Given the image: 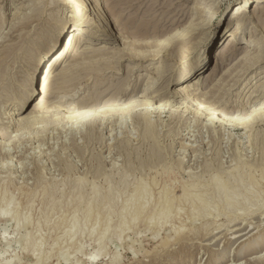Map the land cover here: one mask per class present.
Returning a JSON list of instances; mask_svg holds the SVG:
<instances>
[{"label": "rangeland", "instance_id": "obj_1", "mask_svg": "<svg viewBox=\"0 0 264 264\" xmlns=\"http://www.w3.org/2000/svg\"><path fill=\"white\" fill-rule=\"evenodd\" d=\"M66 1H58L59 17L37 23L11 70L14 79L6 108L12 106L9 117L0 116V264H264V114L253 110L258 103L254 100L264 101V61L237 63L248 49L247 55L264 56V24L260 26L254 14L246 12L241 16L235 46L226 55H217L233 36L239 20L234 15L236 5L244 0H203L205 6L219 8L218 15L207 30L199 29L182 39L189 49L190 67L179 76L168 36L196 15L199 0H172V5L170 0H135L138 23L144 19L145 8L157 1L152 16L160 28H165V34L147 38L119 35V40L106 41L107 34L94 26L89 30L96 35L86 28L83 32L88 38L79 47L73 43V33L79 29L69 26L89 16H79L71 4L62 3ZM117 1L93 0L89 4L91 11L97 2L108 9L114 2L119 4L113 5L116 11H109L115 33L122 23L119 16L130 20L136 10ZM36 2L43 0H0V82L7 76L2 69L3 54L12 38L20 34L27 22L25 16ZM209 9L210 13L217 11ZM258 14L264 19V9ZM147 41L154 44L153 48H133ZM248 42L253 46L242 48ZM234 50L236 56L231 55ZM138 51H149L150 56H141ZM216 64L220 66L217 69ZM149 76L155 81L147 83ZM50 80L59 81L46 94ZM147 87L165 96L149 94L154 104L151 108L166 100L173 105L162 111L155 109L151 121L136 116L149 106L144 95ZM134 88L137 90L130 99L128 94ZM178 89L181 94L176 96L173 92ZM121 91L125 95L123 103L135 107L125 114H115L112 122L96 119L92 123L94 115L82 121L68 118L71 107L96 96L115 97ZM195 100L202 106L217 107L215 121L207 119V111L198 118L192 110H186L188 101L196 108ZM30 112L42 115H34L27 122L21 120ZM117 116L120 120L116 121ZM141 181L148 188L145 186L146 192L138 201L131 194L143 185ZM165 197L171 208L163 217L166 220H158L156 212ZM128 200L129 209L125 206ZM143 201L146 208L134 216ZM86 206L91 207V213ZM192 209H197L196 213ZM71 214L76 216L72 218ZM162 220L166 225L159 222ZM122 221L125 227L120 229ZM99 239L102 241L97 242Z\"/></svg>", "mask_w": 264, "mask_h": 264}, {"label": "bare ground", "instance_id": "obj_2", "mask_svg": "<svg viewBox=\"0 0 264 264\" xmlns=\"http://www.w3.org/2000/svg\"><path fill=\"white\" fill-rule=\"evenodd\" d=\"M58 1H60V3H61V0H43V2H41V3H35L32 7H31V11L32 12H30V13H28V16H25L26 17V20H27V22H26V24L24 25V26H22V30H20L18 33H20L18 36H16V37H14V38H12V40L10 41V43L8 44V46H7V48H6V50H5V52H4V57H3V59H2V69H3V71L4 72H6L7 73V76L4 78V80H2L1 82H0V116L3 118V117H9V112H10V110H11V106H12V104L9 106V108H6V106L8 105V103H9V94H10V86H11V84L13 83V79H14V76H13V74H12V69L15 67V65H16V63H17V61H18V58H19V55L21 54V51H22V48H23V46H24V44L27 42V40H28V38L30 37V35H31V33H32V31L33 30H35L36 28H37V23L38 22H40V23H42V22H45V21H47V20H49V19H51V18H56V17H59L57 14L58 13H60V10H58L60 7H61V4H59V2ZM93 0H81V2L80 3H77V4H74V2H73V0H67L66 2H62V3H69V4H71L72 5V9L79 15V16H82L84 13H86L87 14V16H89V18H87V17H84V18H86V19H83V18H79V19H76L77 21L75 22V25L76 26H73V24L72 25H70L69 26V28H75V27H77L78 29H79V31H77V32H75V33H73V35H74V40H73V43L75 44V46H78L79 47V45L80 44H84L85 42H86V40H87V38H88V36H86V34H84V32L83 31H87V29L86 28H88V32H90V30H89V28H92V27H94V26H96V29H98V31L99 32H101L102 34H107V40L106 41H115V40H119L121 37H129V36H131V37H133V36H136V35H141V36H143V37H145V38H147V37H150V35H152V36H159V35H162L163 33L165 34V28L163 29V28H160V26H159V24H157V19L156 20H154L153 19V16H155V15H153L152 16V14H154V11H153V9H154V6L156 5L155 4V2H157V1H153L152 3H151V6H149L148 8H145L146 10L144 11V19H141L142 21H140V23H138V21H136V20H138V19H136V17H138V10L136 9V6H137V2L135 1V0H118V1H122L121 3H122V6L124 5V6H126V7H129V8H131V9H136L135 10V12H134V16L132 17V19H128V18H126V19H128L127 20V22H128V24H127V22L125 23V21H126V19H125V21H124V18H123V16H119V20H121L122 21V23H120L119 24V26H120V28H118L119 29V31L117 32V33H119L118 35H117V33H115V25H113L114 24V21H113V19L111 18V16H109V11H116L115 9H114V3H116V2H114L113 3V5H112V8H110V9H108L107 7L105 8V5H103L102 3H100V2H97L96 4H95V6L94 7H92V11H91V7H89V4L92 2ZM114 1H116V0H114ZM117 1V2H118ZM168 1V0H167ZM111 2V1H110ZM249 2H250V0H244V1H242V2H240V3H238L237 5H236V10H237V12L234 14L236 17H238V21L235 23L236 24V26H235V28H234V30H232V37L230 38V40H228V42H227V44H226V47L225 48H223L222 50H220L219 52H218V54L217 55H226L227 54V52L231 49V48H233V46H235V41H236V35H237V33H239L241 30V23H242V21H243V18H241V16L242 15H245L246 14V12H248V13H252V14H254V20L255 21H257L258 22V24L260 25V24H264V19L258 14V13H260L261 11H263V9H264V0H254L253 1V3L250 5V6H246V4H249ZM112 3V2H111ZM221 3H223V2H221ZM242 3H244V4H242ZM118 3H116V5H117ZM155 4V5H154ZM161 4V3H160ZM166 5L168 4V2L167 3H165ZM173 4V1L172 0H170L169 1V5H172ZM119 5V4H118ZM116 6V7H119V6ZM121 5V4H120ZM163 6H165L164 4H162ZM217 5H219V4H217ZM121 6V7H122ZM115 7V8H116ZM120 7V8H121ZM165 8H167V10L170 8H168V7H165ZM202 8H204V9H202ZM209 8H213V9H216L217 11L216 12H214V13H210V9ZM229 8V7H228ZM118 9V8H117ZM235 9V6L234 7H232V10H234ZM195 10H196V15H193V16H191V17H188L187 19H186V23H184L183 25H182V27L180 28V29H178L175 33H170V35L168 36V40H169V44H170V49L172 50V51H174V58H176V63L178 62V70H179V72L181 73V74H179V76H181L182 74H183V69L184 68H186V70H189V67H190V63H189V53H188V51H189V49H187L186 50V46H187V44H183V41H182V39L185 37V36H189V35H192V34H194L197 30H199V29H202V30H207L208 29V27H209V25H211V23H212V19H214L218 14H217V12L219 11V8H215V7H213V4H210V6L208 7V5H206L205 6V4H204V1L203 0H199L198 1V3L196 4V6H195ZM107 11H108V13H107ZM203 11H205V12H203ZM28 12V11H27ZM164 12H165V9H164ZM143 13V12H142ZM166 13V12H165ZM27 15V14H26ZM149 16V17H148ZM121 17H122V19H121ZM87 20H88V22H87ZM140 20V19H139ZM23 21H25L24 19H23ZM124 21V22H123ZM159 21V20H158ZM24 23V22H23ZM22 23V24H23ZM138 23V24H137ZM233 26H234V24H233ZM232 26V27H233ZM260 26H262V25H260ZM231 27V28H232ZM69 28H68V30H69ZM169 28V27H168ZM91 34H92V32H90ZM169 34V33H168ZM33 35V34H32ZM92 35H96V33L95 34H92ZM121 37H120V36ZM142 37V38H143ZM229 37V36H228ZM228 37L226 38V40L228 39ZM145 38H143V39H145ZM145 41V40H144ZM150 41V40H149ZM158 41V40H157ZM9 42V41H8ZM7 42V43H8ZM217 41H214V44L216 43ZM154 43V42H153ZM159 43V42H158ZM157 43V44H158ZM163 43V42H162ZM41 44V42H38L37 43V45L39 46ZM131 44H133V43H131ZM134 45V44H133ZM133 45H131V46H133ZM154 44H152V43H149L148 41H147V43H142V44H140V45H137V46H133V48H135L136 49V47H141V48H144V47H150V48H153L152 46H153ZM156 45V44H155ZM251 46H253V44L251 43V42H248V43H246L244 46H242V48H249V47H251ZM77 47V48H78ZM155 47V46H154ZM157 47V46H156ZM182 48L184 49V50H182ZM79 49V48H78ZM77 49V50H78ZM149 49V48H148ZM92 49H90V50H85V52H88V51H91ZM137 50V49H136ZM151 50V49H150ZM149 50V51H150ZM153 50V49H152ZM151 50V51H152ZM149 51H148V53L145 51H142V52H139V54H141V56H143V55H145V53H147L146 54V57L147 56H150L149 55ZM150 51V52H151ZM157 51V50H156ZM248 51H250V49H248L245 53V55L244 56H242L241 58H240V60L237 62V63H242V62H246V63H248V65H252V64H254V63H258V62H263L264 61V56H260V55H251V54H249V55H247V53H248ZM80 54V53H79ZM83 54H85V53H83ZM134 54V53H133ZM143 54V55H142ZM236 54H237V50H234L233 52H231V55L232 56H236ZM77 55H78V53H77ZM77 55H76V57H77ZM230 55V54H229ZM136 56V55H135ZM78 59V58H77ZM217 65V64H216ZM216 67V66H215ZM220 66L219 65H217V67H216V69L217 68H219ZM249 67L250 66H248V69H249ZM246 70V69H245ZM175 72H177V68H176V70L174 71V74H175ZM197 72V71H196ZM246 72V71H245ZM244 72V73H245ZM243 73V74H244ZM157 75V74H156ZM239 75V74H238ZM241 75V74H240ZM175 77V76H174ZM3 79V78H2ZM157 80V79H156ZM59 80H50L49 82H48V85H47V88H48V90L46 91V94H49L48 92H49V87L51 88L52 87V85L53 84H55L56 82H58ZM153 81H155V80H153V78H152V76H149V78H148V80L146 81L147 83H150V82H153ZM137 90V88H134V89H132L130 92H129V94L128 95H130V99L132 98V96H133V94L135 93V91ZM155 92V90L152 88V87H147V88H145L144 89V95H145V97H147V100H148V102H150V101H153V100H150L148 97H150L149 96V94H152V96H155L156 98H162V97H165L164 96V93H154ZM174 93V95H179V94H181V89H178V90H176V91H174L173 92ZM124 94V92L123 91H121V92H119V95H116L115 97H113V96H111L110 98H108V99H105L103 96H101V97H99L98 98V96H96L92 101H90V102H88V103H85V104H83V105H76L75 107H71V110H72V112L68 115V118L70 119V121H73L75 118L77 119V121L78 120H81L82 121V119L84 118H86V117H90V116H92V115H94V120L93 121H91L92 123L94 122L95 123V121H96V119L98 120V119H102V120H107L108 122H112L113 120H114V118H112V117H114V115L115 114H118V113H120V114H122V113H124L125 114V112H129V111H131V110H133L134 109V107H130V105L128 106V104H124L123 103V101L125 100V99H122L125 95H123ZM127 95V96H128ZM118 96H121V97H118ZM260 99V98H259ZM196 101V108H194V106L192 105V104H190V102L188 101V103L187 104H185L186 105V110L187 109H189V110H192V113L194 112V114L198 117V118H200L202 115H203V113H204V111H207V113H206V115H209L208 117H207V119H209V120H212V121H215V117L217 116H215V113H218V111L219 110H217V107L215 106V105H210V106H202L201 105V102H199L198 100H195ZM120 102V104H116V103H119ZM133 102V101H132ZM132 102H130L131 104H133ZM253 102H258L257 103V106L256 107H254V111H257V112H260V113H263L264 114V101L261 103H259V100H254ZM171 101H169V100H166V101H163L162 103H160V104H158L157 106H156V108L155 107H153V108H151L152 107V105H154L153 104V102H150V103H148V107H146L145 109V113H140L139 115H137L136 114V116H138L139 118H142V116H144V118H146V119H148L149 121H151L152 120V118L150 119V117H151V114L155 111V109H160L161 111L163 110V109H165L168 105H171ZM201 105V106H200ZM171 106H173V105H171ZM6 108V109H5ZM119 108V109H118ZM126 108L128 109V110H126ZM246 108V107H245ZM170 109V108H169ZM227 110V109H226ZM225 110V111H226ZM252 110V111H253ZM253 111V112H254ZM186 112V111H185ZM252 112V113H253ZM224 113V112H223ZM6 115V116H5ZM34 115H35V117L36 116H40V115H42V113H33V112H30V114H29V116H28V114H27V116L26 117H22L21 118V120H23L24 122H27V121H30L32 118H34ZM110 116V117H109ZM135 116V115H134ZM219 116V115H218ZM100 117V118H99ZM103 117V118H102ZM123 117V116H122ZM122 117H121V121L123 120L122 119ZM126 117V116H125ZM204 117V116H203ZM124 118V117H123ZM202 118V117H201ZM92 119V118H91ZM13 120V119H12ZM99 120V121H100ZM101 120V121H102ZM116 121L117 120H120L119 119V117L117 116L116 117V119H115ZM246 120V119H245ZM146 121V120H145ZM197 121H198V119H197ZM196 121V122H197ZM235 121V120H234ZM91 122H90V124H91ZM104 121H102V123H103ZM119 122V121H118ZM241 122V121H240ZM34 123V122H33ZM117 123V122H116ZM120 123H122V122H120ZM212 123V122H211ZM100 124H101V122H100ZM109 124V123H108ZM238 124V123H237ZM17 125V124H16ZM21 125V124H20ZM23 125V124H22ZM29 125V124H28ZM243 125V124H242ZM106 127V126H105ZM63 131V130H62ZM198 136V135H197ZM3 145V148H5V145L6 144H2ZM158 171V170H157ZM152 176V175H151ZM251 176V175H250ZM217 177H220V176H217ZM222 177V176H221ZM214 178V177H213ZM218 180H220V179H218ZM222 181H223V178L221 179ZM216 181V180H215ZM199 182V181H198ZM205 182V181H204ZM225 182V181H224ZM6 183V182H5ZM141 183H142V181H141ZM194 183H196V182H194ZM207 183H209V182H207ZM211 183V182H210ZM216 183V182H215ZM219 183V182H218ZM226 183V182H225ZM143 185L142 186H140V188H139V190L137 191V190H134V192L135 191H137L135 194H131L132 195V199L133 198H136V199H138V201H140L142 198V196L141 195H143V193H145L146 191L144 190V189H146V188H148V185L146 186L144 183H142ZM147 184V183H146ZM178 184V183H177ZM224 184V183H223ZM213 185V184H212ZM5 186V185H4ZM145 186H146V188H145ZM192 186V185H191ZM205 186H207V185H205ZM215 186V185H214ZM216 186H217V184H216ZM215 186V187H216ZM224 186V185H223ZM226 186V185H225ZM97 187V189H95V190H99L98 188V186H96ZM96 187H93V188H96ZM139 187V186H138ZM190 186H188V188H189ZM210 187H212V186H210ZM92 188V190H94ZM155 188V187H154ZM195 188V187H194ZM200 188H202V187H200ZM203 188H204V186H203ZM206 188V187H205ZM17 189H18V187H17ZM110 189H111V186H110ZM165 189V188H164ZM191 189V188H190ZM189 189V190H190ZM193 189V188H192ZM213 189V188H212ZM94 190V191H95ZM102 190V189H101ZM109 190V189H108ZM108 190H107V192H108ZM118 190V189H117ZM127 190V189H126ZM198 190H200V189H198ZM218 190V189H217ZM3 190H1V192H2ZM19 191V190H18ZM112 191H115V190H112ZM145 191V192H144ZM197 191V190H196ZM37 191H35V193H36ZM43 192H45V190L43 191ZM104 191L102 190V193H103ZM106 192V191H105ZM126 192V191H125ZM133 192V193H134ZM209 192H211V191H209ZM214 192V191H213ZM4 193V192H3ZM38 193V192H37ZM36 193V194H37ZM97 193V192H96ZM100 193V192H99ZM98 193V194H99ZM112 193V192H111ZM183 193H184V191H183ZM8 194V193H7ZM43 194V193H42ZM42 194L40 195L41 196V198H42ZM78 194H79V191H78ZM77 194V195H78ZM82 193L80 192V195H81ZM126 194V193H125ZM186 194V193H185ZM185 194H184V198H186L187 199V197H185ZM190 194V193H189ZM188 194V195H189ZM198 194V193H197ZM4 195V194H3ZM10 195V194H9ZM104 195V194H103ZM106 195V194H105ZM113 195H115V193H113ZM113 195H111V196H113ZM130 195V196H131ZM0 196H2V195H0ZM5 196H6V194H5ZM44 196H45V193H44ZM82 196V195H81ZM96 196V195H95ZM94 196V197H95ZM117 196V195H116ZM144 196H145V194H144ZM164 196V195H163ZM191 195H189L188 197H190ZM193 196H194V194H193ZM11 197V199H10V201L12 200V196H9L8 198H10ZM36 197H37V195H36ZM46 197V196H45ZM44 197V198H45ZM48 197V196H47ZM77 197V196H76ZM102 197V196H101ZM105 197H107V195L106 196H104V198ZM115 197V196H114ZM118 197V196H117ZM198 197V196H197ZM209 197V196H208ZM1 198H3V197H1ZM0 198V199H1ZM87 198V197H86ZM92 199H93V197H91ZM97 198V197H96ZM109 198V197H108ZM129 198V197H128ZM141 198V199H140ZM145 198H146V196H145ZM196 198V197H195ZM194 198V199H195ZM200 197H198V199H199ZM34 199H36L35 198V196H34ZM33 199V200H34ZM79 199V198H78ZM130 199V198H129ZM131 199V200H132ZM150 199H152L151 197L149 198V200ZM197 199V202L200 200H198ZM202 199V198H201ZM227 199V198H226ZM5 200V199H4ZM6 200H7V198H6ZM80 200H81V197H80ZM80 200H79V204H80ZM95 200V199H94ZM99 200V199H98ZM102 199H100L99 201H101ZM105 200H107V199H105ZM112 200V199H111ZM135 200V199H134ZM133 200V201H134ZM190 200H191V198H190ZM208 200H209V198H208ZM3 201V200H2ZM45 201H46V199H45ZM72 201H74V200H72ZM71 201V202H72ZM90 201V200H89ZM107 201H110V199L109 200H107ZM137 201V202H138ZM229 201V200H228ZM227 201V202H228ZM30 202H31V200H30ZM70 201L68 202V203H71ZM81 202H82V200H81ZM95 202V201H94ZM113 202V201H112ZM115 202V201H114ZM136 202V203H137ZM145 201H143L142 202V204L144 203ZM200 202V201H199ZM107 203V202H106ZM118 203H119V201H118ZM134 203V202H133ZM132 203V204H133ZM200 203H202V202H200ZM207 203V202H206ZM2 204V203H1ZM5 204V203H4ZM9 204V199H8V201H7V205ZM29 204V203H28ZM32 204V203H31ZM72 204V203H71ZM71 204H69V205H71ZM88 204H89V202H88ZM98 204H99V202H98ZM103 204V203H102ZM139 204V203H138ZM141 204V206H139V207H136L135 208V211L133 212V214H134V216H136L137 214H138V212H139V210L140 209H142V210H144L145 208H146V206H147V202H145L143 205ZM153 204V203H152ZM194 204V203H193ZM193 204H192V206H193ZM198 204V203H197ZM6 205V204H5ZM6 205V206H7ZM17 205H18V203H17ZM30 205V204H29ZM33 205H35V203L33 204ZM95 205V204H94ZM106 205H108V203L106 204ZM128 205H130V200H128V202L125 204V206H128ZM202 205V204H201ZM4 206V205H3ZM19 206V205H18ZM18 206H17V208H18ZM32 206V205H31ZM72 206V205H71ZM90 206H92L91 204H90ZM105 206V205H104ZM103 206V207H104ZM109 206V205H108ZM5 207V206H4ZM30 207V206H29ZM39 207H40V205H39ZM39 207L37 208V210L39 209ZM57 207H60V206H56V208ZM66 207V206H65ZM64 207V208H65ZM70 207V206H69ZM87 207V206H86ZM112 207V206H111ZM201 208H202V206H200ZM206 207V206H205ZM14 208V207H13ZM26 208V207H25ZM88 208H90V210H92L91 209V207H87V209ZM124 208H126V207H124ZM123 208V209H124ZM131 208H133V207H131ZM170 208H171V203H170V200L168 199V198H163V200H161V202L159 203V206H158V209H157V212H156V215L157 216H155V217H157L158 218V220H160L161 218L163 219V217H166L167 215H168V212H169V210H170ZM177 208V207H176ZM7 209V208H6ZM6 209H4V210H6ZM20 209V208H19ZM30 209V208H29ZM58 209V208H57ZM57 209L55 210V211H57ZM75 209V208H74ZM104 209V208H103ZM102 209V212L104 211ZM105 209H107L106 207H105ZM122 209V210H123ZM127 209H129V206H128V208ZM184 209V208H183ZM7 210H9V209H7ZM15 210H16V207H15ZM32 210V209H31ZM59 210V209H58ZM76 210V209H75ZM173 210V209H172ZM182 210V209H181ZM181 210H179L180 212H181ZM191 210V209H190ZM193 210V209H192ZM197 210V209H196ZM196 210H193V211H195V213H196ZM199 210V209H198ZM10 211V210H9ZM11 211H12V209H11ZM23 211H25V210H23ZM39 211H40V209H39ZM60 211V210H59ZM62 211V210H61ZM98 211V210H97ZM110 211H112V210H110ZM123 211H127L126 209L125 210H123ZM131 211V210H130ZM178 210H177V212H179ZM17 212H18V210H17ZM26 212V211H25ZM30 212V211H29ZM45 212V211H44ZM88 212L89 213H91L90 211H89V209H88ZM105 212V211H104ZM107 212H109V210H107ZM176 212V211H175ZM190 212V211H189ZM10 213V212H9ZM12 213H14V211L12 212ZM47 213V212H46ZM52 213V212H51ZM115 213V212H114ZM16 214V213H15ZM29 214V213H28ZM31 214V213H30ZM45 214V213H44ZM55 214V213H54ZM60 214V213H59ZM64 214H66L65 212H64ZM64 214H63V216L62 217H64ZM76 214V213H75ZM75 214H71L70 216L72 217H74V216H76ZM88 214V213H87ZM113 214V213H112ZM132 214V215H133ZM167 214V215H166ZM190 214H191V212H190ZM263 214V213H262ZM27 215V214H26ZM50 215V214H49ZM170 215H171V213H170ZM178 215H179V213H178ZM195 215V214H194ZM194 215H192V216H194ZM264 215V214H263ZM10 216H11V214H10ZM29 216V215H28ZM27 216V218H30V217H28ZM69 216V218H71ZM96 216H98V215H96ZM105 216H107V215H105ZM40 217V216H39ZM49 217V216H48ZM61 217V218H62ZM72 217V218H73ZM82 217V216H81ZM88 217V216H87ZM99 217V216H98ZM53 218V217H52ZM60 218V219H61ZM68 218V217H67ZM66 218V219H67ZM68 218V219H69ZM105 218H108V216L107 217H105ZM110 218V217H109ZM123 218V217H122ZM150 218H151V220H154V216L153 215H151L150 216ZM168 218V217H167ZM34 219V218H33ZM44 219V218H43ZM46 219V218H45ZM44 219V221H46ZM88 219V218H87ZM98 219V218H97ZM134 219V218H133ZM133 219L131 218V220L133 221ZM165 219V218H164ZM163 219V220H164ZM56 220V219H55ZM74 220V219H73ZM73 220L71 221V222H73ZM76 220V219H75ZM74 220V221H75ZM124 220H125V218H124ZM135 220V219H134ZM157 220V219H156ZM159 221V222H164V221ZM166 220V219H165ZM190 220V219H189ZM41 221H43V220H41ZM97 221V220H96ZM126 221V220H125ZM48 222V221H47ZM76 222V221H75ZM83 222V221H82ZM86 222H88V221H86ZM134 222V221H133ZM132 222V223H133ZM150 222V221H149ZM152 222V221H151ZM179 222V221H178ZM32 223V222H31ZM50 223H52V219H51V222ZM49 223V224H50ZM62 223H64V222H62ZM65 223H67V221L65 222ZM109 223H110V221H109ZM108 222H107V224H109ZM129 223V225H130V222H128ZM154 223V222H153ZM185 223H186V221H185ZM72 224V223H71ZM74 224V223H73ZM88 224H89V222H88ZM160 224V223H159ZM159 224H157V225H159ZM163 224H165L166 225V223L164 222ZM169 224V223H168ZM19 225V224H18ZM30 225V224H29ZM35 225H36V223H35ZM34 225V226H35ZM39 225V224H38ZM37 225V226H38ZM70 225V224H69ZM78 225V224H77ZM96 225H97V222H96ZM125 224L123 223V221H122V224L120 225V229L124 226ZM127 225V224H126ZM182 225V224H181ZM183 225H184V223H183ZM40 226V225H39ZM73 226H75V228H76V223H75V225H73ZM84 226V225H83ZM108 226V225H107ZM160 226V225H159ZM163 226V225H162ZM36 227V226H35ZM61 227H63V226H61ZM96 227V226H95ZM95 227L93 228V229H95ZM125 227V226H124ZM158 227V226H157ZM168 227H170V226H168ZM173 227V226H172ZM176 227V226H175ZM39 228V227H38ZM74 228V229H75ZM86 228V227H85ZM106 228H109V227H106ZM106 228H104V229H106ZM127 228V227H126ZM163 228V227H162ZM171 228V227H170ZM35 229H37V228H35ZM72 229V228H71ZM71 229H69L70 230V233L72 234V232L73 231H71ZM73 229V230H74ZM123 229V228H122ZM161 229V228H160ZM30 230H31V228H30ZM32 233L34 232V229L32 228ZM47 230V229H46ZM58 230H59V228H58ZM64 229H62V231H63ZM68 230V229H67ZM66 230V228H65V231L64 232H66L67 231ZM91 230V229H90ZM125 230V229H124ZM123 230V231H124ZM151 230H152V228H151ZM154 230V229H153ZM199 230V229H198ZM37 231V230H36ZM35 231V232H36ZM39 231H41V230H39ZM94 231V230H93ZM120 231V230H119ZM122 231V232H123ZM173 231V230H172ZM184 231V230H183ZM30 232V231H29ZM28 232V233H29ZM42 232V231H41ZM104 232H105V230H104ZM104 232H103V236H106L105 234H104ZM106 232H107V229H106ZM121 232V233H122ZM125 232V231H124ZM178 232V231H177ZM31 233V234H32ZM45 233H46V231H45ZM51 233V232H50ZM68 233V232H67ZM91 233V232H90ZM95 232H93V233H91L92 235L94 234ZM179 233V232H178ZM177 233V234H178ZM34 234V233H33ZM32 234V235H33ZM64 234H66V233H63L62 235H64ZM120 234V233H119ZM123 234V233H122ZM121 234V235H122ZM176 234V233H175ZM180 234V233H179ZM183 234V233H182ZM188 234V233H187ZM194 234V233H193ZM35 235H36V233H35ZM59 235H61V234H59ZM59 235H57V236H59ZM120 235V236H121ZM123 235H125V234H123ZM122 235V236H123ZM184 235V234H183ZM28 236H30L29 234H28ZM67 236H68V234H67ZM98 236V235H97ZM100 236H102V235H100ZM31 237V236H30ZM33 237H36V236H33ZM125 237V236H124ZM165 237V236H164ZM42 238V237H41ZM65 238V237H64ZM68 238H69V236H68ZM74 237H72V238H70L69 239V241L71 240V239H73ZM97 238H100V237H97ZM106 238V237H105ZM104 238V239H105ZM27 239V238H26ZM35 239V238H34ZM34 239L32 240V238H31V240L35 243V241H34ZM60 239H61V237H60ZM103 239V238H102ZM102 239H99V241H97V242H100V241H102ZM121 239H122V237H121ZM120 238H119V240H121ZM163 239V238H162ZM30 240V239H29ZM29 240H27L28 241V244H29ZM163 240H165V239H163ZM166 240H167V238H166ZM27 241H24V242H27ZM38 242L40 241L39 239L37 240ZM36 241V242H37ZM51 241H52V239H51ZM160 241H161V239H160ZM159 241V242H160ZM33 242H32V244H33ZM38 242H37V244H38ZM55 242V241H54ZM53 242V243H54ZM64 242V241H63ZM72 242V241H71ZM168 242V241H167ZM42 243V242H41ZM53 243H52V245H53ZM161 243H163V241H161ZM164 243H166V241L164 242ZM262 243V242H261ZM264 243V242H263ZM36 244V243H35ZM35 244H34V246H35ZM57 244V243H56ZM63 244H65V243H63ZM98 244V243H97ZM160 244V243H159ZM162 245V244H161ZM25 246V248H26V246H27V243H26V245H24ZM29 246L31 247V244H29ZM38 246H41L42 247V244L41 245H39L38 244ZM49 247H50V245H48ZM47 246V247H48ZM63 246V245H62ZM163 246H165V245H163ZM260 246V245H259ZM53 247H56V245L55 246H53ZM52 247V248H53ZM166 247V246H165ZM40 248V247H39ZM164 248V247H163ZM29 249V248H28ZM32 249H34V251H35V247L34 248H32ZM51 249V248H50ZM255 249H257L256 247H255ZM26 250V249H25ZM154 250V249H153ZM159 250V249H158ZM158 250H157V252H158ZM27 251V250H26ZM160 251V250H159ZM35 252H37V250L35 251ZM40 252V251H39ZM46 252H47V255H48V252L49 251H47L46 250ZM42 253V252H41ZM51 253V252H50ZM49 253V254H50ZM116 253H118V252H116ZM152 253H153V251H152ZM37 254V253H36ZM40 254V253H39ZM44 254V253H43ZM239 254V253H238ZM41 256H42V254H40ZM40 255H39V257H40ZM99 255H101V254H99ZM116 255V254H115ZM44 256V255H43ZM118 256V255H117ZM44 257H47V256H44ZM119 257V256H118ZM37 258V257H36ZM114 258H116V257H114ZM119 258H121V257H119ZM40 259V258H39ZM118 259V258H117ZM116 259V260H117ZM113 260V259H112ZM44 262H46V260L44 261ZM114 262V261H113ZM116 262V261H115ZM118 262V261H117ZM120 263V262H119ZM114 264V263H113Z\"/></svg>", "mask_w": 264, "mask_h": 264}]
</instances>
